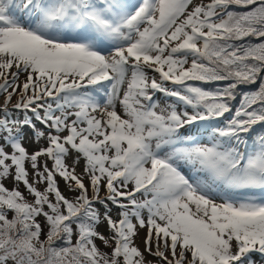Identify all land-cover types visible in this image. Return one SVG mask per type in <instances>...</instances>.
<instances>
[{
    "label": "snow or ice",
    "instance_id": "snow-or-ice-1",
    "mask_svg": "<svg viewBox=\"0 0 264 264\" xmlns=\"http://www.w3.org/2000/svg\"><path fill=\"white\" fill-rule=\"evenodd\" d=\"M0 264H264V0H0Z\"/></svg>",
    "mask_w": 264,
    "mask_h": 264
},
{
    "label": "rangeland",
    "instance_id": "rangeland-1",
    "mask_svg": "<svg viewBox=\"0 0 264 264\" xmlns=\"http://www.w3.org/2000/svg\"><path fill=\"white\" fill-rule=\"evenodd\" d=\"M9 187H11V184L9 183V185H8ZM102 231H103V229H101ZM139 242V241H138ZM98 243H99V241H98Z\"/></svg>",
    "mask_w": 264,
    "mask_h": 264
}]
</instances>
